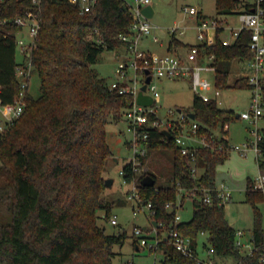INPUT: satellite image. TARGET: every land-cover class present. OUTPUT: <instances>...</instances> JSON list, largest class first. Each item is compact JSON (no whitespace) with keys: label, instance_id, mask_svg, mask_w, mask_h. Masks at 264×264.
<instances>
[{"label":"trees","instance_id":"obj_1","mask_svg":"<svg viewBox=\"0 0 264 264\" xmlns=\"http://www.w3.org/2000/svg\"><path fill=\"white\" fill-rule=\"evenodd\" d=\"M7 6L6 15L34 8L30 0H10ZM216 10L218 17L237 14L239 0H216ZM40 11L39 41L32 57L40 95L34 97L28 92L22 116L0 133V212L10 213L9 221L0 219V264H114L115 245H124L128 237L125 233L107 234L98 222L100 217L111 218L112 211V205L102 198L107 188L103 173L112 155L107 125L124 119L133 97L111 89V83L94 65L104 51L127 46L121 35L132 33L130 6L127 0H98L91 12L81 14L67 0H43ZM250 38L251 32L244 31L231 46L217 42L208 47L217 55L216 85L220 89H250L245 78L229 82L234 62L252 57ZM184 46L172 36L170 49ZM17 61L15 35L1 36L0 100L4 104L13 102L21 91ZM192 112L201 135L219 128L228 133L229 124L237 118L234 110L195 95ZM262 135L264 149V128ZM149 141V154L163 149L173 152L170 184L143 186L145 175L156 179L149 172L139 178L142 203L150 202L156 211L152 220L169 227L178 210L177 182L192 188L199 180L190 177L188 159L181 155L173 138L153 129ZM227 157L199 148L198 164L204 169L200 181L204 185H216L217 169ZM259 162L264 172V154ZM123 171L126 182L138 176L130 162ZM187 198L181 196V207ZM245 201L254 210L252 237L258 249L253 255H246L236 245V229L225 213L227 204L219 205L217 198L212 204L193 198L191 219L176 228L190 236L195 246L198 234L209 232L215 255L259 264L264 242V214L259 204L264 202V194L254 189L252 178L248 179ZM169 202H174L171 208L166 206ZM162 247L166 264H197L166 240Z\"/></svg>","mask_w":264,"mask_h":264},{"label":"built area","instance_id":"obj_2","mask_svg":"<svg viewBox=\"0 0 264 264\" xmlns=\"http://www.w3.org/2000/svg\"><path fill=\"white\" fill-rule=\"evenodd\" d=\"M10 0H0V37L15 35L17 56L20 55L22 60L17 61L16 77L20 82L21 91L13 102L4 104L0 100V132L3 133L10 122L22 116L27 105V93L29 92V81L34 70L32 61L33 52L37 48L39 33L41 29V11L40 6L43 0H30L34 6L33 9H26L22 13L15 15H6L8 11V2ZM77 6L81 14L91 12L98 0H67ZM152 4L151 0H136L134 4H129L130 12L133 17L131 34L121 35V39L127 43L126 56L116 67L118 79L110 84L111 89H116L120 93L132 95V101L124 111V119L127 122L126 132L130 135L128 147L132 151L130 160L134 172L140 171L144 167L145 160L149 155L150 132L153 129H167L172 134V138L178 147L182 156L188 159V170L190 177L199 180L198 184L192 188L182 187L177 182L179 189V198L176 201L177 208L182 205L181 196L188 198H197L204 203L212 204L215 198L218 199L219 205H226L232 200L233 190L229 184L221 182L214 187L204 185L200 178L204 170L199 164V148L209 149L216 155L228 154L232 149L241 152L242 156H247L248 152L256 154L258 163L263 157L264 149L261 147L263 138L262 130L264 127L259 126V122L264 120V0H254L250 4V9H240L238 14L239 24L236 26L229 23L228 18L231 15L217 18L203 17L201 11L194 7H186L185 12L190 15L191 19L196 21L195 29L198 43L190 45L185 56L179 54L160 55L150 53L141 47V39L149 36L158 28L152 23L151 19L142 13V8ZM190 28L189 23L178 24L169 28V33L173 36L184 35ZM244 31L251 32L249 48L252 53L250 59L239 60L244 63L243 71L237 78H245L247 84L252 90V101L248 109L239 114V118L248 120L255 125L253 138H249L242 145L232 146L226 143V137L213 130L210 135L199 134L200 127L196 118H192L190 113L181 108H168L166 117L159 115L161 108V93L158 82L162 80L186 79L190 82L192 91L195 96L202 98L204 101H215L221 107L224 104L222 93L223 90L216 85L217 73V55L209 52L208 47L220 42L224 46H231L236 43ZM154 39L157 38L154 36ZM132 70V74L128 70ZM146 70L150 71L151 81L147 85L144 94L153 98V104L149 106L138 103L137 98L142 86L147 78ZM208 74L213 75V81L209 80ZM1 90V84H0ZM261 170V169H260ZM124 174V171H122ZM138 185L130 195L138 201L137 208L141 210L146 206L150 211V219L155 214L152 204L142 203V196ZM254 189L264 193V172L254 179ZM174 202L167 203V208H171ZM172 223L167 227L163 222L153 224L155 237L144 234L141 228L135 230V235L140 238L137 244L146 247L149 250L161 253V263L166 264V251L162 243L166 240L168 244L184 256L191 258L197 264H217L212 258L214 254L212 246L209 243L205 245L208 257L203 258L199 254L198 245L195 246L192 238L176 227L182 220L178 213ZM137 210H135V213ZM112 223L116 224V216L112 218ZM243 230H236V245L246 254L253 255L258 249L253 242V235L250 243L242 240ZM262 252L260 263L264 264V242L261 245ZM134 264V263H129ZM156 264V263H154ZM235 264H244L243 261H236Z\"/></svg>","mask_w":264,"mask_h":264},{"label":"rangeland","instance_id":"obj_3","mask_svg":"<svg viewBox=\"0 0 264 264\" xmlns=\"http://www.w3.org/2000/svg\"><path fill=\"white\" fill-rule=\"evenodd\" d=\"M129 4H134L136 0H127ZM155 9V14L151 18L153 24L158 26L149 37L145 38L141 47L149 48L150 53L160 55L174 54L168 49L172 35L169 28L178 24L190 23L191 17L185 12L186 7L194 6L201 11V14L210 18H217L216 0H151ZM254 0H239L240 9H244L246 5H250ZM229 23L236 26L239 24L238 14H233L228 18ZM159 36V41L153 40V35ZM196 31L191 30L185 36V40L191 43H197ZM184 37V36H181ZM162 44V45H161ZM144 45V46H143ZM126 53V47L117 48L115 50H106L102 53L98 63L94 67L100 74L108 79L110 83L116 81L119 77L116 67L121 61V55ZM18 60H22L18 55ZM244 63L235 61L232 65L233 74L230 77V83L240 75V71L244 69ZM128 73L132 74L129 69ZM209 80L213 81V75L208 74ZM161 93L159 115L166 117L168 108H181L185 112H192L194 92L192 91L190 82L186 79L162 80L158 82ZM29 93L38 97L40 95V79L37 73L33 72L29 81ZM222 98L224 104L223 109H231L240 114L248 109L252 101V90L247 88H228L223 90ZM260 127H264V120L259 122ZM127 122L125 119L118 123L111 122L107 125V142L110 145L112 155L107 159L103 175L106 179H113L114 182L108 186L102 195L103 200L112 205V211L109 219L99 218V225L104 227L107 234L127 235V241L124 245H115L116 253L113 258L114 264H162L161 253H155L148 248L142 246L137 250V243L140 238L135 235V230L141 228L148 237H155L152 220L150 219V211L144 206L138 210V201L131 198L130 195L134 190V182H126L123 178V166L129 163L132 157V151L128 147V139L130 135L126 132ZM255 125L248 120L236 118L229 124V132L223 135L229 139L230 145H242L249 138H253V130ZM222 135L219 128L217 130ZM1 133V132H0ZM226 161L217 169L218 184L225 182L230 185L233 190V197L225 207L226 217L229 223L236 230H243V241L250 243L252 230L254 227V210L253 207L245 201L248 179L253 180L260 174V166L255 153L248 152L247 156H242L241 152L232 149L228 154ZM173 170V152L170 149L156 150L150 152L145 160L144 167L138 171V176L145 173H153L156 175V186L170 184V177ZM203 171V170H201ZM137 176V177H138ZM224 180V181H222ZM135 185H138V179H135ZM263 193V192H262ZM264 194V193H263ZM261 212L264 214V202L259 204ZM135 210L137 212L135 213ZM194 212V206L191 198H187L178 213L182 221L191 219ZM0 219L3 221L10 220L9 211L0 212ZM99 215H103V211H99ZM116 216L117 223H112V218ZM210 233L200 232L198 234L199 254L203 258H207L208 254L205 250V244L209 245ZM217 264H232L236 262L234 257H221L212 254Z\"/></svg>","mask_w":264,"mask_h":264},{"label":"water","instance_id":"obj_4","mask_svg":"<svg viewBox=\"0 0 264 264\" xmlns=\"http://www.w3.org/2000/svg\"><path fill=\"white\" fill-rule=\"evenodd\" d=\"M142 13L146 17L151 19L154 16V14H155V9H154L153 5L150 4V5H147V6L142 8ZM145 73L147 74V78L145 80V84L142 86L141 91L139 92L137 101L141 105L149 106V105L153 104V98L151 96L147 95V94H144V91L147 89V85L151 81V75H150V71L149 70H146ZM190 116L192 118H194V119L196 118V115H195L194 112L190 113ZM238 117H239V114H237V118ZM161 133L163 135H165L166 137H168L169 139L172 138V134L167 129H164V128L161 129ZM113 182H114L113 179H106L107 187L111 186L113 184ZM155 183H156V179L153 176H151V175H145L142 178V180H141V184L143 186H147V187L154 186ZM153 224L156 225V220H153ZM136 248H137V250L141 249V247L138 244H137Z\"/></svg>","mask_w":264,"mask_h":264},{"label":"crops","instance_id":"obj_5","mask_svg":"<svg viewBox=\"0 0 264 264\" xmlns=\"http://www.w3.org/2000/svg\"><path fill=\"white\" fill-rule=\"evenodd\" d=\"M203 15V14H202ZM204 16H206V17H208L207 15H204ZM189 26H190V28L187 30V32L184 34V35H177L176 36V38L178 39V40H180L181 42H183L184 44H186V46H184V47H173L172 49H170V44H169V47H168V49L169 50H171L172 52H174V54H179V55H182V56H185L186 55V53H187V51H188V48H189V46L190 45H193V44H196V43H191L190 41H186L184 38H185V36H186V34H188L191 30H195L196 31V29H195V23H196V21L194 20V19H191V20H189ZM187 23V22H186ZM158 29V28H157ZM156 29V30H157ZM196 33H197V31H196ZM154 36L157 38V40H155L154 39ZM181 36H184V37H181ZM196 36V35H195ZM147 37H149V36H144L142 39H141V45L143 44L142 42L145 40V38H147ZM153 40L155 41V42H157V41H159V36L156 34V32L154 33V35H153ZM198 43V42H197ZM162 45V44H161ZM144 46V45H143ZM143 49L144 50H146V51H148L149 50V48H145V47H143ZM149 52V51H148ZM127 58V56H126V54L124 53V54H122L121 55V60H124V59H126ZM172 81V80H171ZM114 82V81H113ZM228 141H229V139H227ZM229 143H230V141H229ZM254 153V152H253ZM256 155V154H255ZM257 158V157H256ZM222 181H224V180H222ZM218 182L219 181H217V178H216V183L218 184ZM206 245V244H205ZM236 263V262H235ZM235 263H232V264H235Z\"/></svg>","mask_w":264,"mask_h":264}]
</instances>
